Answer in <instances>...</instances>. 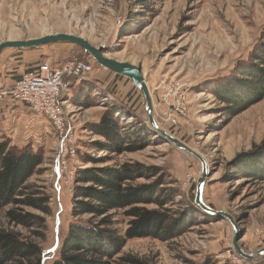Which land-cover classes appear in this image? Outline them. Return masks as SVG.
<instances>
[{
  "label": "rangeland",
  "instance_id": "obj_1",
  "mask_svg": "<svg viewBox=\"0 0 264 264\" xmlns=\"http://www.w3.org/2000/svg\"><path fill=\"white\" fill-rule=\"evenodd\" d=\"M58 32L83 36L102 47L106 55L142 67L160 127L198 151L208 163L203 201L233 216L240 227L239 243L246 251L264 248V148L251 160L243 156L230 164L242 151L264 143V98L230 117L222 110L226 103L212 91L234 77L237 66L250 62L263 47L264 0H0V41ZM67 59L93 63L89 80L96 83L90 105L70 99L68 116L73 129L63 151L64 134L32 110L31 116L38 119L35 125L31 116L22 119L18 145L44 152V162L27 184L29 191L50 197L51 211L12 202L0 207V228L43 245V255L51 264L75 219L72 187L76 169L139 163L142 169L130 182L152 192L155 201L139 205L164 214V220L150 226L162 231L128 239L113 264H238L236 257L242 256L233 246L231 221L195 201L201 161L151 127L142 92L129 77L101 66L81 46L69 42L8 48L0 55V70L16 82L42 61ZM102 72L109 73L100 75ZM176 79L190 84L189 108L186 116L170 121L162 96L165 85ZM78 80L69 77L66 83L84 82ZM76 89L65 87L61 98L67 99L70 93L76 98ZM85 92L79 93L81 100L86 98ZM107 108L117 109L119 122L130 132V140L140 143L139 149L117 153L97 148L94 142L103 138L89 126ZM9 135L0 129V141L15 145ZM84 153L96 162L87 163ZM251 168L260 175L246 173ZM160 188L168 189L165 195H159ZM10 210L41 219L24 223L9 215ZM112 212H116L114 228L124 234L130 217L122 209ZM185 225H189L186 230ZM127 256L139 263L126 262ZM15 262L9 259L0 264ZM255 262L264 264V253Z\"/></svg>",
  "mask_w": 264,
  "mask_h": 264
},
{
  "label": "trees",
  "instance_id": "obj_2",
  "mask_svg": "<svg viewBox=\"0 0 264 264\" xmlns=\"http://www.w3.org/2000/svg\"><path fill=\"white\" fill-rule=\"evenodd\" d=\"M236 69L234 77L212 90L226 103L222 110L230 117L264 98V45L253 54L250 62L243 67L238 65ZM69 77L77 80L78 77L68 75L64 78L65 87L69 90L77 88L78 96L74 98L70 93L67 99H73L79 105H90L89 96L96 81L81 78L84 79L81 84L69 82L68 86L66 80ZM84 91L86 98L81 100L79 93ZM116 111L107 108L99 121L90 124L89 129L103 138L94 144L99 150L117 153L139 149L140 143L130 140V132L121 125ZM263 148L264 143H261L251 150L242 151L230 164L239 162L243 156L245 158L242 159L251 160ZM83 159L87 163L96 162V158L88 153H84ZM43 162L42 149L32 150L29 146L14 145L9 140L0 141V207L12 202L22 203L50 213V197L41 196L38 191H29L30 185L27 184ZM140 169L139 163L76 169L72 187V215L75 219L69 224L56 254L57 258L51 264H113L114 256L121 252L128 239L162 231L160 228L157 232L151 230L150 226L155 221H162L164 214L139 205L155 201L152 192L130 182ZM246 173L260 175L259 171L252 168ZM261 176L264 178V173ZM160 191L159 195L163 196L168 189L160 188ZM113 209H122L130 217V226L124 234L114 228L116 212H112ZM9 215L24 223L41 219L15 210H10ZM188 226L185 225L184 229ZM43 251V245L24 240L17 232L0 228V263L15 259L17 262L14 264H47ZM125 261L139 263V260L130 256Z\"/></svg>",
  "mask_w": 264,
  "mask_h": 264
},
{
  "label": "built area",
  "instance_id": "obj_3",
  "mask_svg": "<svg viewBox=\"0 0 264 264\" xmlns=\"http://www.w3.org/2000/svg\"><path fill=\"white\" fill-rule=\"evenodd\" d=\"M94 70L88 60L67 59L61 63L40 62L32 70L26 71L14 84L0 89V99L9 98L12 102L23 103L33 112L43 115L61 134L63 151L65 139L73 129L68 116L69 99H62L65 89L64 78L68 75L85 78ZM189 82L176 79L164 87L162 102L168 107V119L188 114ZM238 264H256L255 259L236 257Z\"/></svg>",
  "mask_w": 264,
  "mask_h": 264
},
{
  "label": "water",
  "instance_id": "obj_4",
  "mask_svg": "<svg viewBox=\"0 0 264 264\" xmlns=\"http://www.w3.org/2000/svg\"><path fill=\"white\" fill-rule=\"evenodd\" d=\"M54 42H69L81 46L101 66L110 69L115 73L129 77L138 86V88L141 90L143 95L144 108L148 116V120L151 127H153L156 131H158L162 135V137H164L169 142L174 144L177 148L185 150L188 153L196 156L202 163V172L196 186L197 187L196 198H195L196 203L201 208L219 213L231 221L235 231L233 236V246L240 256L246 259H255L257 256H260V254L264 253V248L258 251H251V252L246 251L239 243V239L241 236L240 227L237 221L233 218V216L224 210H216L214 208H211L208 204H206L203 201L202 195L208 175V163L206 159L198 151H196L188 144H186L176 136L172 135L168 131L164 130L162 127H160L154 116L152 95L150 93V89L147 85L144 74L142 72V67L140 65L134 64L129 61H121L116 58L110 57L104 53L102 47L94 45L83 36L76 35L73 33H67V32L49 33V34H44L40 37L27 38V39H7L4 41H0V55L4 50L8 48L38 47L47 43H54ZM84 79H91V77L87 75Z\"/></svg>",
  "mask_w": 264,
  "mask_h": 264
},
{
  "label": "crops",
  "instance_id": "obj_5",
  "mask_svg": "<svg viewBox=\"0 0 264 264\" xmlns=\"http://www.w3.org/2000/svg\"><path fill=\"white\" fill-rule=\"evenodd\" d=\"M107 71L111 72L110 70ZM109 72H102L100 75H107ZM2 73L0 70V89L14 84V79L6 78ZM30 112L31 110L23 103L12 102L9 98L0 99V129L10 133L9 136L14 137L13 140L17 145L22 142V119L31 116ZM33 116H31V120L35 125L38 118Z\"/></svg>",
  "mask_w": 264,
  "mask_h": 264
},
{
  "label": "bare ground",
  "instance_id": "obj_6",
  "mask_svg": "<svg viewBox=\"0 0 264 264\" xmlns=\"http://www.w3.org/2000/svg\"><path fill=\"white\" fill-rule=\"evenodd\" d=\"M206 119H204L203 121H205Z\"/></svg>",
  "mask_w": 264,
  "mask_h": 264
}]
</instances>
